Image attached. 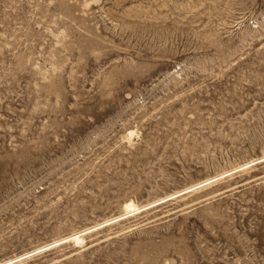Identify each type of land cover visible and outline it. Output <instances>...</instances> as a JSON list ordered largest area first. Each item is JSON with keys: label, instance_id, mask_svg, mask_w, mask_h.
<instances>
[{"label": "rangeland", "instance_id": "374dc122", "mask_svg": "<svg viewBox=\"0 0 264 264\" xmlns=\"http://www.w3.org/2000/svg\"><path fill=\"white\" fill-rule=\"evenodd\" d=\"M0 263L264 264V0H0Z\"/></svg>", "mask_w": 264, "mask_h": 264}, {"label": "bare ground", "instance_id": "6f19581e", "mask_svg": "<svg viewBox=\"0 0 264 264\" xmlns=\"http://www.w3.org/2000/svg\"><path fill=\"white\" fill-rule=\"evenodd\" d=\"M135 134H136V132L134 131V130H128L127 131V133H126V135H125V138H127L128 140H131L134 136H135ZM261 161V160H260ZM258 162V161H257ZM124 207H125V209L127 210V212L126 213H133V212H135V211H139L140 210V207H138L137 205H135V204H133L131 201L130 202H126L125 204H124ZM97 228H95V230H96ZM88 232H90V230H83V231H80V232H76V233H74V234H72V235H70V236H68V237H66V238H64V239H62L61 241H59V242H56L57 244H61V243H66V242H68V241H72L73 243H75L77 246L78 245H82L84 242H85V235L88 233ZM52 246H54V245H52ZM52 246H48V248H50V247H52ZM48 248H46V249H48ZM45 249V250H46ZM12 261V260H11ZM12 262H14V261H12ZM11 262V263H12ZM0 264H2V263H0ZM10 264V263H9Z\"/></svg>", "mask_w": 264, "mask_h": 264}]
</instances>
